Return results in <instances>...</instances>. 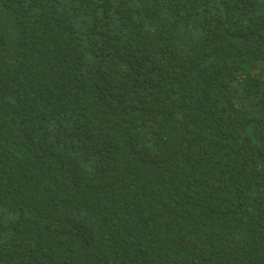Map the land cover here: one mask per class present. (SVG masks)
Returning <instances> with one entry per match:
<instances>
[{"label": "trees", "instance_id": "1", "mask_svg": "<svg viewBox=\"0 0 264 264\" xmlns=\"http://www.w3.org/2000/svg\"><path fill=\"white\" fill-rule=\"evenodd\" d=\"M0 264H264V0H0Z\"/></svg>", "mask_w": 264, "mask_h": 264}]
</instances>
